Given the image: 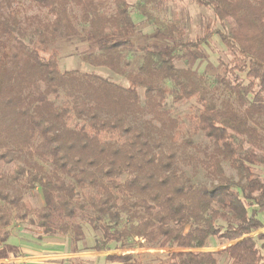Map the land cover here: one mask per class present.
<instances>
[{"label": "trees", "instance_id": "1", "mask_svg": "<svg viewBox=\"0 0 264 264\" xmlns=\"http://www.w3.org/2000/svg\"><path fill=\"white\" fill-rule=\"evenodd\" d=\"M0 1L6 10L0 34L15 41L22 56L21 65H0V164L6 166L0 168V259L11 248V221L31 215L42 236L53 237L68 230L54 221L72 219L79 211L101 233L92 247L96 252L110 251V243L127 249L138 238L157 249L187 250L154 264H218L222 256L227 264H264V232H259L264 226L258 216L264 211V179L253 172L264 167V136L250 122L252 115L264 117V0H192L213 16L204 35L193 40H186L178 21L164 25L152 15L171 0H139L136 11L169 45L141 48L134 69L125 55L132 49L134 27L127 0H113L110 11L99 0H20L42 8L44 22H19L12 8L19 0ZM70 6L81 10L97 43V52L84 60L125 78L126 87L60 71L56 41L72 30ZM214 23L222 28L211 27ZM213 36L230 56L213 80V90L223 97L219 102L216 93L209 95L198 84L194 71L176 65ZM168 99L189 105L192 132L212 147L197 160L209 185L185 178L174 151L165 146L175 141ZM143 115L158 125L151 122L142 133L128 124ZM36 161L51 170L45 172ZM223 162L237 180L225 174ZM35 189L42 207L20 200ZM214 238L233 244L218 252H194L208 248ZM138 256L104 259L141 264Z\"/></svg>", "mask_w": 264, "mask_h": 264}, {"label": "rangeland", "instance_id": "2", "mask_svg": "<svg viewBox=\"0 0 264 264\" xmlns=\"http://www.w3.org/2000/svg\"><path fill=\"white\" fill-rule=\"evenodd\" d=\"M99 1L103 2L104 8L107 9V11L111 10L113 0ZM127 1L133 5L131 9V18L134 27L129 34L132 49L126 51L125 55L130 62V67L134 69L140 62L142 56L141 48L148 47L158 49L169 45V42L162 36H159V34L156 33L155 27L150 25L147 20L136 11L134 6L139 0ZM12 8L18 13V15L16 13V16L19 22H24L25 20L30 21L31 19H38L41 22L47 21V15L42 8L26 1H15L12 4ZM0 12L1 17H5V5L1 1ZM151 13L164 25L178 21L180 27L185 32L186 40H193L197 36L204 35L206 27L209 25V22L213 20L211 11L196 6L192 0H171L167 2L166 5L151 10ZM68 17L73 32L68 29V32L67 30L63 31L62 34L57 37L56 41L60 71H73L77 79H80L82 75L92 74L96 77L109 79L126 87L128 83L125 78L117 77L105 68L92 67L84 60L86 55L97 52V43L91 38L89 27L83 21L81 10L78 7L70 6L68 8ZM211 27L222 28L219 23H214ZM8 39L6 34H0V65L6 68H9L13 61L21 65L20 58H22L17 43ZM229 59L230 56L226 52L221 41L216 36H213L206 45L192 54L184 56L176 62V65L180 68H187L194 71L197 76L196 80L198 84L204 87L209 95L216 93L215 99L219 102L223 97L219 92L213 90L215 87L213 80L214 76L223 73V65L227 63ZM236 107L238 106L236 105ZM166 109L170 112V118L173 121L171 134L174 136L175 141L174 143L166 141L165 146L169 151H171V149L174 151L178 167L183 172L185 178L189 179L193 184L209 185L211 180L205 175L203 168L197 160L204 159L206 154L211 153L212 147L201 134H194L192 132L189 125V105L185 103L175 104L171 99H168ZM238 109L244 112L243 108L239 107ZM151 122L153 121L150 120V115H143L138 117L135 121H131V123L128 122V124H131L134 129L143 133L148 131ZM250 122L255 125L259 133L264 136V117L252 115ZM153 123L158 125L156 122ZM156 134H154L155 137L158 136V134ZM182 142L185 143L184 147ZM165 153H167L166 149ZM36 162L43 166L45 172L51 170V167L46 163L40 161ZM20 164L23 165V162L20 161ZM222 167L229 178L237 180L236 172L230 168L228 163L223 162ZM0 168L5 169L6 166L0 164ZM253 172L264 179V167H255L253 168ZM126 177L127 175L122 176L121 181L125 180ZM65 179L66 181H70L68 178ZM19 197L21 201H28L33 207L44 206V201L39 189L22 193ZM2 204L3 203L0 201V205ZM11 212L15 214L17 210L12 209ZM258 216L264 226V211ZM54 223L55 227L66 224L68 230L64 234L57 233L53 237H47L46 242L52 244V246H56L52 253L66 257L50 262L49 264H59L66 260H76L81 264H107L103 257L125 254L139 255L138 257L141 264H154L158 259L163 258L167 254L187 251L175 248L157 249L149 247L143 240L134 238L129 241L130 248L116 250L114 249L116 245L110 243V251L95 252L92 250V247L95 240L101 236V233L94 230L88 223L87 218L81 215L79 211H77V216L72 219L66 218L62 222L56 219ZM35 224L36 221L31 215L27 220L22 222L11 221V235L7 244L9 246L17 245L18 238L16 236L18 235V231L23 232L25 240L29 239L36 243L41 242L44 236H42ZM259 232H264V228ZM256 234H258V232L253 233L251 236ZM231 244L233 243L221 245L220 241L214 238L209 240L208 248L196 250L194 252H218ZM9 250L11 251V248ZM81 253L87 256L81 255ZM218 264H227L226 258L224 256L220 257Z\"/></svg>", "mask_w": 264, "mask_h": 264}, {"label": "crops", "instance_id": "3", "mask_svg": "<svg viewBox=\"0 0 264 264\" xmlns=\"http://www.w3.org/2000/svg\"><path fill=\"white\" fill-rule=\"evenodd\" d=\"M24 236L22 231H18V235L16 236L18 238L17 245L10 246L11 251L9 249L7 250L6 258L0 259V264H49L50 262L66 257L52 253L56 246L48 244L46 242L47 237H43L41 242L36 243L29 239L25 240ZM81 255L85 254L81 253Z\"/></svg>", "mask_w": 264, "mask_h": 264}]
</instances>
